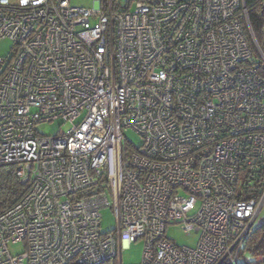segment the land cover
Listing matches in <instances>:
<instances>
[{
	"label": "built area",
	"instance_id": "built-area-1",
	"mask_svg": "<svg viewBox=\"0 0 264 264\" xmlns=\"http://www.w3.org/2000/svg\"><path fill=\"white\" fill-rule=\"evenodd\" d=\"M249 13L246 0H0V41L14 45L0 56V166L25 188L0 211V264H122L140 240L139 264L241 263L264 207ZM56 121L69 129L38 132ZM171 225L197 247L175 245Z\"/></svg>",
	"mask_w": 264,
	"mask_h": 264
},
{
	"label": "rangeland",
	"instance_id": "rangeland-1",
	"mask_svg": "<svg viewBox=\"0 0 264 264\" xmlns=\"http://www.w3.org/2000/svg\"><path fill=\"white\" fill-rule=\"evenodd\" d=\"M116 4L126 3L127 0H113ZM108 0H70V4L73 7H82L86 9H93L98 3L104 5ZM262 50L264 52V30L263 37L260 42ZM13 43L9 40L0 41V56L9 59L12 54ZM255 61H259L260 57L255 55ZM69 129V125H62L60 121H56L49 124L38 125L37 130L40 134L45 136H53L60 133L62 130ZM124 135L129 143H132L135 147H139L142 144L141 138L132 130H124ZM102 213V227L103 233H108L116 229L117 222L111 208H105ZM264 223V207L261 210L253 229H256ZM166 237L172 240L175 245L179 247L196 248L199 242V236L194 233H186L181 225H171L166 229ZM143 241L132 243L125 247L121 254L122 264H139L143 257ZM8 249L13 256H19L25 251L24 243L9 244Z\"/></svg>",
	"mask_w": 264,
	"mask_h": 264
},
{
	"label": "trees",
	"instance_id": "trees-1",
	"mask_svg": "<svg viewBox=\"0 0 264 264\" xmlns=\"http://www.w3.org/2000/svg\"><path fill=\"white\" fill-rule=\"evenodd\" d=\"M246 3L250 8L249 20L252 31L256 40L260 43L264 30V12L262 7L264 0H246ZM256 189L257 194H259V189H262V192L264 191V172L256 185ZM24 191L25 188L18 181L12 167L0 166V211L17 202ZM251 198L253 197L249 194L241 197L242 200ZM103 264H116V262L109 261ZM240 264H264V223L253 229L249 234L241 254Z\"/></svg>",
	"mask_w": 264,
	"mask_h": 264
}]
</instances>
